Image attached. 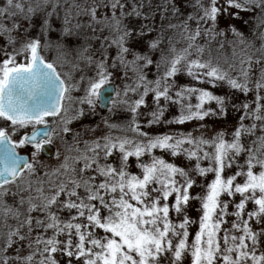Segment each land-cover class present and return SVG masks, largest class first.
I'll return each instance as SVG.
<instances>
[{"label": "snow or ice", "instance_id": "1", "mask_svg": "<svg viewBox=\"0 0 264 264\" xmlns=\"http://www.w3.org/2000/svg\"><path fill=\"white\" fill-rule=\"evenodd\" d=\"M186 260L264 264V0H0V264Z\"/></svg>", "mask_w": 264, "mask_h": 264}, {"label": "rangeland", "instance_id": "2", "mask_svg": "<svg viewBox=\"0 0 264 264\" xmlns=\"http://www.w3.org/2000/svg\"><path fill=\"white\" fill-rule=\"evenodd\" d=\"M245 18H246V19L248 18V14H245ZM157 19H158V17H157ZM56 23H57V25H58L59 22H56ZM238 26L240 27L241 31L244 32L245 37H246L247 39L253 40L254 43H255L257 46H259V44H260V40L257 38L256 35H253V28L255 27V22H254V21H251V20H250L248 26H244V25H238ZM153 35H154V34H153ZM51 36H52L53 39H55V38H56V33H52ZM95 46H96V45L94 44V47H95ZM180 79H181V82H185V80H184L183 77H181ZM215 91H217L218 93H223V92L225 91V89H224V88H217V89H215ZM99 111H100L101 115H107V110H106V108L100 107V108H99ZM173 111H174V110H173ZM171 114H172V113H167L166 116L171 115ZM237 115H238V113H235V112H233L231 109H229V115H228V117H227V119H226L225 121H223V122H219V121L208 120L207 123L209 124V126H211L214 122H215V123H223V124H226V125L231 126L232 123L234 122V120H235V118H236ZM110 118L113 119V120H116V119H123V114H121V113H117V114L112 115ZM95 119H96V120H99V117H96ZM177 127H180V126H177V125H168V126L159 125V126H153L152 128L147 129V130H148V131H151V132H153V133H155V132H163V131H166V130H168V129H175V128H177ZM191 127H193V124H192V123H189V124H186V125L183 126L184 129H189V128H191ZM55 147H56L55 144L52 145V148H53V154L51 155V157L53 158V161H54V159H55V157H54ZM42 158H47V157L44 156V155L42 154ZM176 162H177L178 164H184V163H185V161H184L183 159H179V160H177ZM130 170L133 171V172H137V171H138V169L135 167L134 158H133V163H132V166H131V169H130ZM207 179L210 180V179H211V175H209V176L207 177ZM200 190H201V189L198 188V187L193 189V191H200ZM197 206H198V205L196 204V202H193V207L190 208V210H189L190 215H192L193 217H196V216H197V212H196V210H195ZM249 207H251V205H249ZM192 230H193V231L195 230V226H192ZM185 264H188V261H187V260L185 261Z\"/></svg>", "mask_w": 264, "mask_h": 264}, {"label": "water", "instance_id": "3", "mask_svg": "<svg viewBox=\"0 0 264 264\" xmlns=\"http://www.w3.org/2000/svg\"><path fill=\"white\" fill-rule=\"evenodd\" d=\"M101 107H103V106H101ZM103 108H106V107H103ZM43 154H44L45 156H51V155L53 154V149H52V147H51V146L46 147V149H45V151H44Z\"/></svg>", "mask_w": 264, "mask_h": 264}]
</instances>
